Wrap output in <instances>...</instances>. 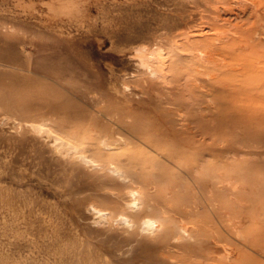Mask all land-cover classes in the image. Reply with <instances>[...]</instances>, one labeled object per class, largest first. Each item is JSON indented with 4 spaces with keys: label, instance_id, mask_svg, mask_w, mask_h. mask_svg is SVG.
<instances>
[{
    "label": "rangeland",
    "instance_id": "rangeland-1",
    "mask_svg": "<svg viewBox=\"0 0 264 264\" xmlns=\"http://www.w3.org/2000/svg\"><path fill=\"white\" fill-rule=\"evenodd\" d=\"M52 1L0 12V264H264V145L235 143L209 166L193 160L239 138L212 114L215 98L240 85L219 70L204 73L196 47L208 38L214 48H238L235 56L263 50L255 33L264 0H62L60 11L46 6ZM142 47L162 49L166 65L146 58L142 66ZM236 58L227 65L247 62ZM157 118L165 133L194 142L181 163L167 156L173 145L156 147L135 130L157 128ZM32 124L75 150L53 145L57 153ZM221 164H240L242 174L202 186ZM129 191L135 211L125 204ZM144 217L158 226L147 233Z\"/></svg>",
    "mask_w": 264,
    "mask_h": 264
},
{
    "label": "bare ground",
    "instance_id": "bare-ground-1",
    "mask_svg": "<svg viewBox=\"0 0 264 264\" xmlns=\"http://www.w3.org/2000/svg\"><path fill=\"white\" fill-rule=\"evenodd\" d=\"M25 1H31V0H0V12H6L10 7L21 6V4L23 5V3ZM61 1L62 0H53L51 3H49V5H46V2H44V5L43 4L42 5L43 6H45V5L49 6V9H51V10L54 9V11H55L56 8H57L56 10H58V9L61 10L62 7L64 5H66V3H65L66 1L64 2L65 4H63V3L60 4ZM67 1L70 2L71 0H67ZM31 3L32 2H30V4ZM35 4H37V3H35ZM26 5H28V4H26ZM253 5L255 6V4H253ZM23 7H26V6H23ZM213 8H215V7H213ZM14 9L15 8H13V10ZM26 9H27V7H26ZM253 9H255V8H253ZM30 10L33 11V9H30ZM60 10H58V11H60ZM63 11L64 10H62V12ZM51 13H52V11H51ZM256 18H258V17H256ZM257 25L258 24H256L255 26L257 27ZM262 25H263V23H262ZM260 27H261V29L257 30V32L255 34H256V36H262L261 38L264 40V26H260ZM228 33H229V31H228ZM188 35H190V34H188ZM226 36H228V34H226ZM248 37H249V40L252 39L250 34H248ZM228 47L231 48V45H228ZM230 48H226L225 45L221 46V47H218V49L214 48V47H212V45L210 43V39H208V38L204 41L203 45L196 47L197 52L199 51L198 52L199 54L196 53V55L198 56V59H197L198 61H197L196 65L198 67L204 68V70H203L204 73H208L209 74L210 70H219L221 72V76H228L227 79L225 77H219L218 78L219 81H225V79H226L228 84L230 83L231 85H236V86L238 84L240 85V86H238L239 89L235 91L236 95H231V96H226V97H222V96L219 95V96H217L215 98L218 101V104H217L218 108H217L216 111H219V113L212 114V117L216 120V124L219 125V127H221V126L228 127V128L230 127L231 130L236 131L235 134H237V136L240 139L238 138L237 141H233V142L231 141L228 144H226L224 147L215 148L213 153L209 154V156H210L209 160L208 159L207 160H203L202 156L200 158H198L197 156L193 157L194 158L193 160H195V161L196 160H199V161L201 160L204 166H209L214 161H222V159L224 157V154H229V153L233 152L237 148V147H235V143H240V142L242 143V141H246V142H249L248 144H252L253 143L254 145H258V144L264 145V130L256 129V127H255L256 123L264 122V49L260 51V50H258L256 48L253 49L251 47L250 48L247 47V48H244V49H239L238 53H236V56H235V52H233V51H235L234 49H238V48H234V47H232L234 49H230ZM263 48H264V46H263ZM143 50H145L144 47L140 48V51L138 53V56H139V58L141 60L140 63L142 64V66H145V67L148 66L149 63L145 61L146 58H147V60H151V59L154 58L158 62L157 64H162V65L165 64V62H164L165 61L164 53H163L162 49H157L156 51H150L148 54L147 53L146 54H142L141 52ZM202 50H204V51H202ZM236 57H238V58H236ZM166 58H167V56H166ZM232 58L233 59L236 58L237 60L245 59V61H247V62L245 64H242V65L238 64V63L237 64H233V65H231V67H229L227 65V61H228L227 59H231L232 60ZM211 63H213V64L215 63L214 65H216V66L211 68L208 65V64H211ZM259 63H261V65H259ZM170 66H171V69H172L174 75L178 76L179 75L178 71H179L181 66H179V64L176 63V62H172L170 64ZM146 68H148V67H146ZM164 68H166V67H164ZM195 69H196V72H198L199 68L198 69L195 68ZM162 70H164V69H159L160 73H162L161 72ZM157 72L158 71H154L153 73L156 75ZM163 73H165V72H163ZM162 76H164V75H162ZM166 77H167V75H166ZM211 78H215V77L213 76ZM203 89H204V87H203ZM223 98H224V102L222 101ZM224 104H225V107H224ZM154 122L160 124V126H158L157 128H155V127L152 128L151 124L147 122L146 125L139 126L135 130L139 134H141L149 143L153 144L156 147H163V145H165L166 143L173 145V147H171L170 149L167 150V156L172 158V159L177 160V163L178 162L181 163L180 159L183 157V155L186 154V152L189 150L190 146L194 144V142L191 141V140H187V139L179 140L176 137H174V135H170L168 133H165L162 130V125H161L162 123L161 122H163V121H162L161 118L155 119ZM41 125L38 124V126L37 125L35 126V125L32 124L31 125V127H32L31 129H33V128L34 129H38L40 131V133L42 132V134H43V131H45V133L48 134V138H49V136L52 137V140H53L52 143H51L52 147L54 145L55 147L58 146L59 148L60 147L62 148L64 145H66V147L67 146H69V147H67L68 149L65 148L66 149L65 151H68L69 149L71 150V148H72V150H75L74 149L75 146H74L72 141L66 140L60 134L53 132L49 128L44 129L43 128L44 126H41ZM236 127H238L240 130H237ZM241 127H242V129H241ZM228 128H226V129H228ZM33 132H35V131H33ZM95 135H96V133H95ZM196 137H198V136H196ZM99 139H100V141L99 140L98 141H99L100 145L102 143L103 146L109 147V144L106 143L107 142L106 141L107 140L106 137L100 136ZM119 139L121 140L122 138H119ZM117 140H118V138H117ZM121 141H123V139ZM177 142H179L180 146H178L176 144ZM55 147H53V148H55ZM178 147H180V148H178ZM57 148H55V150H57L56 152L59 153L58 152L59 148L58 149ZM103 149H104V147H103ZM61 150H63V149H61ZM70 150L68 152L71 153L72 150L71 151ZM53 152H54V150H53ZM80 154L81 153H78V155L76 154L77 155L76 159L78 157L80 160H82V162H85V163L86 162H90V161H88V158H86L85 156L80 155ZM66 156L63 155L64 158ZM74 157H75V155H74ZM67 159H68V156H67ZM239 165L240 164H236V165L234 164V166L226 165V166H229V167H226L225 165H222V164L218 165L216 168L211 169L208 172V174L205 177H203V179L199 178V181L202 184V186L206 185V186H209L210 188L211 187L215 188L218 181L225 180V177L223 176L225 173H227V174L233 173V174L241 175L242 173H240V171H239L240 169H239V167H237ZM262 183L263 182H261L260 184H262ZM227 185L228 184H226V186ZM263 185H264V183H263ZM234 189H235V187H234ZM253 192H254V190L252 192H250V193H253ZM129 195H131L132 199L130 198L131 199L130 202L129 203H125V204H128L129 208L130 207L134 208V211H135V208L136 207L138 208V206H139L138 205L139 204L138 203V199L136 198L137 192L136 191H131ZM252 199H254V198H252ZM253 205H254V203H253ZM253 205H252V208L255 211L259 209L258 206H253ZM92 210L97 214L98 218H101V219L106 218V215H107L106 212H104V211H102L100 209H97V208H95L93 206H92ZM263 214H264V209H263ZM120 219L123 220V222L125 224H127L129 227L132 225L130 223L129 218L127 216L120 215ZM141 226H142L141 229H143L144 231H146L148 233V231H151V230L155 229L158 225H157L156 220H154L153 218L144 217L141 220ZM168 232H171L170 229H168ZM235 232H237V231H235ZM143 233H145V232H143ZM185 250L192 251L191 249H189L187 247L185 248ZM231 257H233V256H231ZM228 262H229V260H228ZM235 263L240 264V261L239 262H235Z\"/></svg>",
    "mask_w": 264,
    "mask_h": 264
}]
</instances>
